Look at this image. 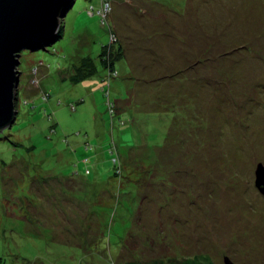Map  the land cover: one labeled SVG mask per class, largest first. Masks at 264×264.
<instances>
[{
	"label": "rangeland",
	"instance_id": "obj_1",
	"mask_svg": "<svg viewBox=\"0 0 264 264\" xmlns=\"http://www.w3.org/2000/svg\"><path fill=\"white\" fill-rule=\"evenodd\" d=\"M99 1L72 0L59 38L18 52L15 115L0 130V264H115L126 230L138 233L129 223L137 208L152 228L171 223L166 212L176 216L164 231L178 254L264 264V197L254 187L255 164L264 166V0H106L105 24ZM106 26L125 50L117 76L106 86L96 64L70 82L66 66L95 56ZM154 52L162 64L149 59ZM106 98L119 107L112 115ZM128 117L133 124L115 121ZM113 146L148 166L161 150L158 207L137 191L139 172L122 174L118 188ZM84 169L89 180L101 177L84 199L50 180ZM77 231L89 247L77 245ZM165 241L150 252L169 248Z\"/></svg>",
	"mask_w": 264,
	"mask_h": 264
},
{
	"label": "trees",
	"instance_id": "obj_2",
	"mask_svg": "<svg viewBox=\"0 0 264 264\" xmlns=\"http://www.w3.org/2000/svg\"><path fill=\"white\" fill-rule=\"evenodd\" d=\"M71 3H72V0H71ZM106 4H107L106 0H100L99 1V7L96 9V14L99 17L98 21L104 22V24L106 22V17L109 14V11H108V13H103V17H100L99 14L100 13L102 14V9L105 7ZM110 9H111V6H110ZM87 12L91 13L90 10H88ZM61 26L62 25L60 23L58 28H57V31L53 37V40H56L57 38L60 37L61 31H62ZM106 31L108 34V42L106 44H102L99 47V50L96 52L95 56H90L89 54H85V55L77 57L76 61H71L68 63V66H66L64 71L66 72L67 79L70 80V82H75V81H78L84 77L91 75L95 71V65L96 64L99 65L102 68V70H104L105 74H102L103 76H100V77H102V79H101L102 81L104 80L106 82V86H107V80H109L112 77L117 76V72L114 69V62L116 60H119L121 57L126 56L125 50L118 41L119 33L115 30V28H111L109 26H106ZM36 49H41V48H30V49H26V50L33 51ZM149 56H150L149 59L153 60V62L156 61L157 63L162 64L160 55H157L154 52V53L149 54ZM197 57H198V60H196L197 62L195 61V63H198V62L200 63L201 60L199 57H202V56H197ZM206 58H207V56H206ZM175 73H177L176 70L171 71L169 75L165 74L164 76H161V77L171 76ZM142 79H144V78H142ZM106 99H107L108 113H109V115H112L113 112L114 113L117 112V108H119V107L116 106L115 100L108 102V98H106ZM14 104H15V102H14ZM115 121H117V124L119 126L124 125V124H133V119L131 117H128L126 119L117 118ZM110 147H111V145H110ZM154 150H157V154L155 153V155L157 156L156 161L151 163V164L149 163V166H148V165L143 164V162H142L143 160L141 159L142 157L137 156L134 159H132L131 156L128 157L129 156L128 151L126 153L127 156L119 155V153H117V151L115 149V146H113L109 150V152L112 153L111 172L110 173L114 177H116L117 181H119L122 178V174L126 175L127 173H130V172L131 173H134V172L135 173H137V172L141 173L144 178L142 177L141 179L134 181L139 186L137 191H139V193L141 191V194H142L141 198H144V200H145V198H147L149 203L153 202L155 207H158L159 202L157 201V198H158L160 187H159V183L156 179H159L161 172H162L161 171L162 167H161V162H160L161 150H158L157 148H154ZM146 157H151V155L144 156V158H146ZM172 171H174V170L172 169L170 171V173H172ZM87 174H89L88 170L84 169L83 172H81V175H82L81 177L78 176V172H70L68 175H59L58 176L56 174H53V176L51 178L50 177H48V178H50V180L52 182H56L58 184V187L60 186V187L64 188L66 190V192L69 191L70 194H72V190H76L79 192L81 191L83 193L82 198L84 199V197L86 195V186H89L92 184V186L94 188H97V184L95 185V183L101 182L100 176H95L93 179L89 180L88 178H86L84 176ZM62 178H64V179L70 178L72 180L76 179L77 181L81 182L82 189L78 188V187H72V186L70 189L68 187L66 188L63 185L64 182L63 183L60 182ZM124 178H127V176ZM149 178H151V179H149ZM117 184H118V188H119L120 187V181ZM149 191L152 193H150ZM150 195H153L154 197H151ZM123 196L127 197V194H124L123 191L118 189L117 195L115 196L116 200H118V201L122 200L123 201V199H124ZM123 203L125 204L124 201H123ZM147 205H146V207H147ZM137 212L138 213H137L136 217H134V216H132L133 210L132 211L130 210L129 223L134 225L135 227H137L139 234L137 233V235H131L130 232L128 230H126L125 235L123 236L121 243H120V246H119V250H118V254H117V260L118 261L115 262V264H212L211 259L209 258V255L205 252L188 253L187 249L183 250L186 247L185 244H183L184 246L182 247L184 254H182V253L178 254L177 249L179 247V244L171 245V235H168L169 232L164 231V229H165L164 226L166 227L168 225V223L165 222V224L164 223L162 224V222L158 221L156 223L155 227L152 228V227L146 225V222L148 221L146 219V217H148V216H146V214H148V213L141 212V211L139 212V208H137ZM153 213L155 214L154 210H153ZM84 215H85V213H84ZM166 215H167L166 216L167 219H171V223L168 225V227L171 228V230H172V228H174L173 224H174V222H176L177 218H176V216H174L170 213H167V212H166ZM92 216H93L92 213H88L87 217L83 216V221H85V220L89 221V217L92 218ZM140 217H142L144 219V221H142L141 220L142 218H140ZM80 233H82V232L77 231L73 234L71 233V236L74 237V236L79 235ZM94 234H95L96 240H99L102 237L101 231L98 232L97 230H95ZM92 237H94V236H92ZM163 238L166 240L165 241L166 243H163V244H165V246H167L169 248L162 249L159 254H155V253L150 252L152 249H154V247H156L160 242H162ZM177 238H176V242H177ZM86 239H87V236L83 232L82 236L79 239V242L77 243V245L79 247H83V248L89 247L91 240H86ZM171 247H173L174 249H172Z\"/></svg>",
	"mask_w": 264,
	"mask_h": 264
},
{
	"label": "water",
	"instance_id": "obj_3",
	"mask_svg": "<svg viewBox=\"0 0 264 264\" xmlns=\"http://www.w3.org/2000/svg\"><path fill=\"white\" fill-rule=\"evenodd\" d=\"M71 0H0V130L14 119L17 55L21 49L43 48L53 42ZM254 187L264 197V166L254 168ZM223 264H232L222 257Z\"/></svg>",
	"mask_w": 264,
	"mask_h": 264
}]
</instances>
